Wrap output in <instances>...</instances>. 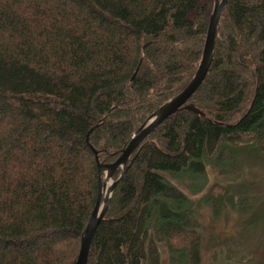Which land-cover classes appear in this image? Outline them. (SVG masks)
Segmentation results:
<instances>
[{
    "label": "trees",
    "instance_id": "16d2710c",
    "mask_svg": "<svg viewBox=\"0 0 264 264\" xmlns=\"http://www.w3.org/2000/svg\"><path fill=\"white\" fill-rule=\"evenodd\" d=\"M211 5L0 0V264H74L98 160L192 77ZM189 101L203 115L180 107L134 150L87 264H162V250L167 264H200V205L248 208L253 197L204 186L207 163L222 173L225 155L264 153V0H227Z\"/></svg>",
    "mask_w": 264,
    "mask_h": 264
},
{
    "label": "rangeland",
    "instance_id": "374dc122",
    "mask_svg": "<svg viewBox=\"0 0 264 264\" xmlns=\"http://www.w3.org/2000/svg\"><path fill=\"white\" fill-rule=\"evenodd\" d=\"M211 4L212 9L213 0ZM189 45L195 46L193 42ZM176 57L180 58V55ZM244 151L248 150L238 149L231 154L233 157L225 155L222 162L227 168L222 173L214 162L206 164L204 188L220 182L228 187V197L245 195L253 198L248 208L240 210L227 201L219 213H214L207 204L200 205L197 213L201 221L200 264H255L264 259V153ZM182 186L196 200L197 194ZM76 242L78 248L79 239ZM165 256L166 252L162 250V264H167Z\"/></svg>",
    "mask_w": 264,
    "mask_h": 264
},
{
    "label": "water",
    "instance_id": "95a60500",
    "mask_svg": "<svg viewBox=\"0 0 264 264\" xmlns=\"http://www.w3.org/2000/svg\"><path fill=\"white\" fill-rule=\"evenodd\" d=\"M227 0H213V6L209 13L208 25L202 54L198 66L186 85L175 95L160 104L137 127L128 143L121 149L118 157L109 163L97 162L98 194L96 203L89 215L87 223L80 234V246L74 264H87V257L92 234L103 218L110 201L111 193L116 183L122 178L128 168V161L140 142L165 118L176 112L180 107L189 109L203 115L193 102H188L192 93L200 86L206 76L213 60L217 27L220 14ZM91 130V129H90ZM89 130V131H90ZM120 169L118 177H113V172Z\"/></svg>",
    "mask_w": 264,
    "mask_h": 264
}]
</instances>
